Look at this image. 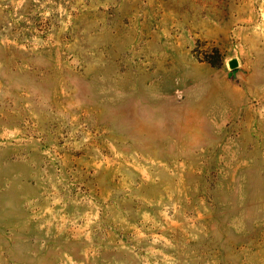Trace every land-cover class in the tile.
<instances>
[{
  "label": "rangeland",
  "instance_id": "rangeland-1",
  "mask_svg": "<svg viewBox=\"0 0 264 264\" xmlns=\"http://www.w3.org/2000/svg\"><path fill=\"white\" fill-rule=\"evenodd\" d=\"M0 264H264V0H0Z\"/></svg>",
  "mask_w": 264,
  "mask_h": 264
},
{
  "label": "water",
  "instance_id": "water-1",
  "mask_svg": "<svg viewBox=\"0 0 264 264\" xmlns=\"http://www.w3.org/2000/svg\"><path fill=\"white\" fill-rule=\"evenodd\" d=\"M229 65L231 66V67H234L235 65H236V60H230L229 61Z\"/></svg>",
  "mask_w": 264,
  "mask_h": 264
}]
</instances>
